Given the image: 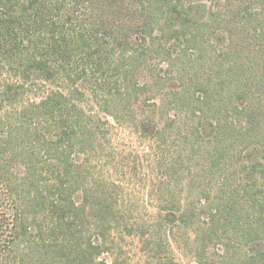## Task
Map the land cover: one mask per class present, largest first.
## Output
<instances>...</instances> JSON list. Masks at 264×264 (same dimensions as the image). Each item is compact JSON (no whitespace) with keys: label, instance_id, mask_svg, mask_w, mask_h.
<instances>
[{"label":"trees","instance_id":"16d2710c","mask_svg":"<svg viewBox=\"0 0 264 264\" xmlns=\"http://www.w3.org/2000/svg\"><path fill=\"white\" fill-rule=\"evenodd\" d=\"M127 237L264 264V0H0V264H129Z\"/></svg>","mask_w":264,"mask_h":264},{"label":"rangeland","instance_id":"374dc122","mask_svg":"<svg viewBox=\"0 0 264 264\" xmlns=\"http://www.w3.org/2000/svg\"><path fill=\"white\" fill-rule=\"evenodd\" d=\"M39 90H43L42 87L38 86ZM40 92V91H37ZM122 134V133H121ZM118 140L115 142L116 148L118 150H123L124 152H142L146 150L150 142L147 140H144L138 134L128 131L124 135H119ZM149 149V148H148ZM139 182V181H138ZM137 182V185H138ZM147 181H142L139 183L138 188L135 190L137 193L136 198H132L131 202H138L136 206L139 207V210H141L145 214V210H152L153 207H155V204L150 201L149 198L145 196L147 191L142 190V185H146ZM132 188L133 186H129ZM140 188V190H139ZM148 190V189H147ZM131 195V194H130ZM120 246L121 249H119V255L129 264H153L154 262L158 261V258L164 256L163 251H161V254L156 258L153 255H150L148 253H144L142 251V245L138 243L135 239L125 238L124 240H120ZM108 260H110V257L108 255H104ZM157 259V260H156ZM183 262L186 263L185 259H183Z\"/></svg>","mask_w":264,"mask_h":264}]
</instances>
